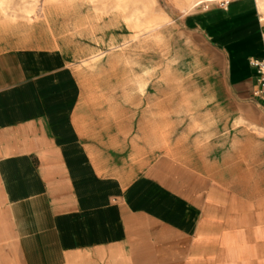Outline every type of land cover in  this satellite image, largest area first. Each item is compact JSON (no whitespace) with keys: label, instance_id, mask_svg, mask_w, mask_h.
I'll return each mask as SVG.
<instances>
[{"label":"crops","instance_id":"crops-1","mask_svg":"<svg viewBox=\"0 0 264 264\" xmlns=\"http://www.w3.org/2000/svg\"><path fill=\"white\" fill-rule=\"evenodd\" d=\"M189 20L225 94L167 149L83 96L62 51L0 52V264H264V0Z\"/></svg>","mask_w":264,"mask_h":264},{"label":"rangeland","instance_id":"rangeland-1","mask_svg":"<svg viewBox=\"0 0 264 264\" xmlns=\"http://www.w3.org/2000/svg\"><path fill=\"white\" fill-rule=\"evenodd\" d=\"M217 1L0 0V52L62 51L83 96H97L100 111H131L138 141L167 149L225 94L215 51L189 23ZM258 139L262 175L264 132Z\"/></svg>","mask_w":264,"mask_h":264},{"label":"built area","instance_id":"built-area-1","mask_svg":"<svg viewBox=\"0 0 264 264\" xmlns=\"http://www.w3.org/2000/svg\"><path fill=\"white\" fill-rule=\"evenodd\" d=\"M230 0H219L221 6H227ZM251 64L256 68V89L253 91V96L259 103L264 104V58L252 59Z\"/></svg>","mask_w":264,"mask_h":264}]
</instances>
